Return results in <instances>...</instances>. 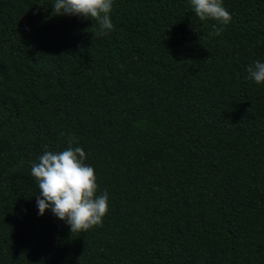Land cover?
Listing matches in <instances>:
<instances>
[{
  "label": "trees",
  "instance_id": "16d2710c",
  "mask_svg": "<svg viewBox=\"0 0 264 264\" xmlns=\"http://www.w3.org/2000/svg\"><path fill=\"white\" fill-rule=\"evenodd\" d=\"M52 3L0 0V264H264V0H223L219 36L188 0H114L96 39ZM68 136L109 196L73 236L30 174Z\"/></svg>",
  "mask_w": 264,
  "mask_h": 264
},
{
  "label": "clouds",
  "instance_id": "9594fccd",
  "mask_svg": "<svg viewBox=\"0 0 264 264\" xmlns=\"http://www.w3.org/2000/svg\"><path fill=\"white\" fill-rule=\"evenodd\" d=\"M114 0H53V16H76L93 22L94 39L114 30L111 19ZM195 17L212 21L210 36H219L232 21L223 0H188ZM248 79L264 85V62L247 67ZM251 109H249L250 112ZM62 135H64L62 133ZM67 148L53 152L45 149L38 162L31 163V177L39 188L36 197L40 216L51 213L65 222L71 235L102 226L109 212V196L97 195L99 185L95 169L86 163L87 155L74 136H68Z\"/></svg>",
  "mask_w": 264,
  "mask_h": 264
}]
</instances>
